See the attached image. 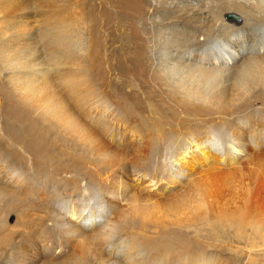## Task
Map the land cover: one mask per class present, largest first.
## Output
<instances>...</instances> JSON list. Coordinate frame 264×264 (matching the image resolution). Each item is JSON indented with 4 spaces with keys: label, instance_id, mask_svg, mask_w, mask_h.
Returning <instances> with one entry per match:
<instances>
[{
    "label": "bare ground",
    "instance_id": "6f19581e",
    "mask_svg": "<svg viewBox=\"0 0 264 264\" xmlns=\"http://www.w3.org/2000/svg\"><path fill=\"white\" fill-rule=\"evenodd\" d=\"M9 1L25 8L0 17V79L8 97L0 100V112L5 103L15 106L10 115L22 118L19 124L40 145L29 152L17 147L15 125L0 117V220L13 210L17 215L1 261L27 264L37 248L43 264H226L221 230L232 225L215 210L226 195L222 187L244 157L256 166L254 181H263L264 0H151L153 40L143 53L137 45L138 53L125 47L121 57L109 50L115 38L122 41L118 48L127 40L120 24L133 28L148 0H100L92 14L88 0H29L31 7ZM66 6L74 7L75 19ZM34 8L42 14H30ZM226 14L238 16L229 19L238 25L226 22ZM108 28L115 31L108 35ZM39 33L46 41L36 40ZM149 54L145 69L140 60H151ZM130 59L133 68L124 64ZM112 60L126 78L153 70L163 100L179 111L174 129L152 130L138 121L139 113L118 96L125 89L112 90ZM132 136L138 143L146 137V150L152 139L164 141L165 150L140 166L129 161ZM137 153L135 160L145 156ZM32 155L40 159L36 164ZM160 179L189 187L173 198L168 186L155 190ZM124 204L129 208L121 212ZM254 234L256 240H244L250 257L264 250V228ZM70 238L80 239L82 249L60 259L56 254L66 252ZM26 242L29 252L21 249Z\"/></svg>",
    "mask_w": 264,
    "mask_h": 264
},
{
    "label": "rangeland",
    "instance_id": "374dc122",
    "mask_svg": "<svg viewBox=\"0 0 264 264\" xmlns=\"http://www.w3.org/2000/svg\"><path fill=\"white\" fill-rule=\"evenodd\" d=\"M20 1H23V0H20ZM60 1V0H59ZM93 1V2H92ZM95 1V2H94ZM0 17L1 16H5L6 14H9V16L11 14H19V12L21 13L22 9L25 8V5H16L17 3H14L13 2H10L9 0H0ZM24 2H27V4L30 2L29 0L27 1H23V4ZM90 2V3H89ZM92 2V3H91ZM100 0H88L87 1V5L88 6V12H90L89 14H92V10H91V7L92 5L94 4H99L100 5ZM8 3V4H7ZM15 4L14 7H11V4ZM60 3V2H59ZM58 3V0H57V5H59ZM5 5V6H3ZM29 5V4H28ZM26 5V6H28ZM145 6L142 8V15L140 17H137L135 20H134V27L130 29L128 28H125V23L124 21L121 22L120 26L124 28V36H125V39H127L126 41H123L124 43V46L122 47H117L118 45L122 44L121 42H119L120 40H117L116 38L113 40L114 42V45L112 47V49H109L110 52L114 53V55L116 56H119L121 57V55L123 53H125V47L129 49L130 52H135V53H138L137 52V48L135 45L139 46L140 49L139 51H141V53L144 52V49H145V45L146 43H148L149 41H152L153 40V35H154V32L152 31L153 30V26L151 25V22L148 21L147 19L150 17V14H152L154 12V9H155V6L154 4L152 3L151 0H148L147 3L144 4ZM10 7V8H9ZM28 7H31L30 5ZM67 7V6H66ZM62 8V12H65L68 8V11L69 13L68 14H74V19L76 18L75 14V11H74V7L72 6H69L67 8ZM150 7V8H148ZM70 8V9H69ZM7 10V11H6ZM5 11V12H4ZM10 11V12H9ZM35 11V12H34ZM4 12V13H3ZM9 12V13H8ZM15 12V13H14ZM30 14H42L40 13V11L36 8L32 9L31 10V13ZM64 14V13H63ZM145 15V16H144ZM226 15H229V14H226ZM226 15L224 16V20L228 23H234L236 25H238L236 22H232V21H229V19H232V18H228L226 17ZM89 16V15H88ZM3 18V17H2ZM1 18V19H2ZM112 31V32H110ZM115 31V29H114ZM111 28H108L107 30V33L110 32L108 35L112 34L114 32ZM131 32V33H130ZM127 33V34H126ZM42 33H39V35L37 34V39H42V40H45L46 41V38H43L42 37ZM127 37V38H126ZM129 38V39H128ZM35 40V41H36ZM117 47L118 49H114V47ZM124 49V50H123ZM115 50V51H114ZM147 50H148V47H147ZM146 50V52H147ZM140 55V54H139ZM126 56V55H125ZM147 56H148V52H147ZM151 60L149 59V61L147 60H140V61H143V67L145 69H147L149 67V64H151V61H152V56L149 54ZM114 61H110L109 64L111 66V69H112V75L110 76L111 78V86H112V90L116 93L117 89L119 88H122V89H125L124 91V94H120L118 93L121 98L125 99L126 102H128L127 104H129V106L131 107L134 115L135 113H139V114H136L135 117L138 119L139 122L142 121V123H144V126L146 125V127L148 128H154L157 129V126H158V129H161L162 128V131H168V129L166 127H173V129L175 128V126L177 125L178 121L180 122L181 120V117L178 115L179 111H176L177 109L175 107H169V103L167 104L166 101L163 100L164 96L162 95L161 91L158 89V85H157V81L155 80V78H153V70L151 72H149L147 75H145L143 78L142 77H138V78H134V77H129V78H126V77H123L122 74H125L126 71H118V69L116 70L115 67H114ZM149 62V63H148ZM124 64H128V66L130 65V67L133 68V64L131 62V59L128 60L126 63L124 62ZM117 66H119L118 64H116ZM142 68V66H141ZM115 70V71H114ZM1 72V70H0ZM1 74V73H0ZM150 74V75H149ZM113 76V77H112ZM121 77V78H120ZM132 79V80H131ZM146 79V80H145ZM131 80V81H130ZM154 80V81H153ZM148 81V82H147ZM5 82H3L1 79H0V100L2 99H6L8 97L7 94H6V84H4ZM136 83V84H135ZM154 83V84H153ZM136 85V86H135ZM157 85V86H156ZM139 88H138V87ZM136 87V88H134ZM140 89H142L140 91ZM147 89V90H146ZM157 89V90H156ZM4 90V92H3ZM144 90V91H143ZM159 93V94H158ZM4 94V95H3ZM159 97V98H158ZM163 97V98H162ZM148 99V101H146ZM130 100V101H129ZM152 100V101H151ZM133 103V104H132ZM165 103V104H164ZM138 104H140V106H138ZM13 106V105H12ZM11 105H8V103H5V106H3L2 110H1V114H0V117H2L5 122H7L8 124H12L11 126H14L16 127V129L14 127H11L13 129V131L15 130L16 132L14 133V140L16 142V146L20 148L23 147V149H26V151H30L31 148L32 150L33 149H36L37 145L40 143H37V141L39 140L38 137L34 134V133H31L29 129H27L25 126L19 124L22 122L23 124V119L18 117V119L15 117V116H11L10 114L13 112L14 114V109H15V106L12 107ZM137 108V109H136ZM143 109V110H142ZM150 109V110H149ZM156 111V113L154 114V110ZM158 109V110H157ZM175 109V110H174ZM138 110V111H137ZM153 112V113H152ZM159 112V113H158ZM152 113V114H151ZM163 113V114H162ZM161 114V115H160ZM160 115V116H159ZM155 116H156V119H155ZM160 117V118H159ZM162 117V118H161ZM167 117V118H166ZM13 118V119H12ZM15 118V119H14ZM159 118V119H158ZM164 118V119H163ZM172 118V119H171ZM175 118V120H174ZM144 119V120H143ZM163 119V120H162ZM166 119L169 120V122L171 121V123H169ZM150 120H152V122H150ZM16 121V122H15ZM19 121V122H18ZM144 121V122H143ZM148 121V122H147ZM157 121V122H156ZM159 121V122H158ZM14 122V124L12 123ZM175 122V123H174ZM146 123V124H145ZM150 123V124H149ZM157 125H156V124ZM161 123V124H160ZM164 123V124H163ZM148 124V125H147ZM154 126H153V125ZM166 124H171V125H166ZM21 125V126H20ZM152 127H151V126ZM161 125L164 127H161ZM173 125V126H172ZM4 127V125H3ZM161 127V128H159ZM21 128V129H20ZM148 128V129H149ZM26 129V131H25ZM166 129V130H165ZM153 130V129H152ZM31 135V136H30ZM16 136V137H15ZM28 136V137H27ZM34 136V139L36 137V139L34 140L33 137ZM30 137V138H29ZM25 138V139H24ZM28 138V139H27ZM132 141L134 142H130V144H127L128 145V153H129V157L130 155H132V157L129 158V161H133L134 160V163H136V161L139 163V161H141L139 163V165L143 166V164L145 165V163L148 165V163H151V161L154 159L153 157H155L154 155H158L160 152V155H162V152H164L165 150V145L164 146H161L163 145L162 143L164 142H158L157 140L152 139V142H155V143H150L151 145V148H149L148 146V149L146 150L145 148L147 147V144L149 142V140L147 141V138L145 137L140 143L138 142H135V138L134 136L131 137ZM23 140H25V142L23 143ZM31 140V141H30ZM34 140V141H32ZM128 140V139H127ZM36 141V143H35ZM157 141V142H156ZM14 142V143H15ZM36 144H34V143ZM129 143V141H127ZM133 143V144H132ZM165 143V142H164ZM259 143V142H258ZM23 144V145H22ZM139 144V145H138ZM144 144V145H142ZM155 144V145H154ZM159 144V145H158ZM260 144V143H259ZM20 145V146H19ZM134 145H136L134 147ZM138 145V146H137ZM257 145V144H256ZM25 146V147H24ZM30 146V147H29ZM125 145H123V143L121 144V147H124ZM34 147V148H33ZM259 149H261V144L259 146H257ZM160 148V149H159ZM28 149V150H27ZM158 149L160 150V152L158 151ZM163 149V150H162ZM136 150V151H135ZM156 150V152L154 151ZM149 151H150V154H149ZM154 151V152H153ZM131 152V153H130ZM137 152H140V154H143L144 157H141V159L144 160V158L146 157L145 161L143 162V160L139 159V160H135L137 158V156H139V153ZM145 152V153H144ZM134 153L137 155L134 156ZM154 155H152V154ZM158 153V154H157ZM150 155V156H149ZM159 155V156H160ZM40 156V155H39ZM35 156L32 155V159L34 161V163L36 164L38 162V160L40 159H36L34 158ZM201 156L198 155V160H200ZM131 159V160H130ZM210 159V158H209ZM248 159L249 157H244L243 159H241V162L240 163V170L236 171V173L234 172V174H237L240 176V180H238V177L235 178L233 175V180L231 177H228V181L230 182H227L225 183V185H223V189H225L226 191V195L224 196V198L222 200H219L220 204L218 206H216L215 210L219 213H223L222 214V219L225 218L228 223H230L232 226H227L226 228L222 229L221 230V236L224 237L226 240V243H224V247L222 249H220V254L223 256V258H226V264H264V250L262 252H257V254H255L254 256L255 257H250L249 254H247V251L245 250L247 247H248V242L244 240H246L248 237L251 238V240L249 241H254V239L257 237L255 236V232L259 229H263L264 228V174L262 175V173H264V169L260 171L259 173V176L261 177V179L263 181L261 182H258L257 181H254V179H256L257 175L254 173V174H251L253 173L252 170H255L256 169V166L251 163L248 162ZM42 160V158H41ZM151 160V161H149ZM210 161H212L210 159ZM247 161V162H246ZM143 162V163H142ZM178 162V161H177ZM175 162V166H177L179 163ZM213 165L211 166H220L221 162L219 161V164H216L214 161H212ZM244 163V164H243ZM249 163V164H248ZM39 164H37L38 166ZM44 166V165H43ZM250 166H255L254 168L253 167H250ZM45 167V166H44ZM246 167V168H245ZM237 168V166L235 167V169ZM243 169V170H242ZM247 171V172H246ZM251 171V173H250ZM263 171V172H262ZM167 174V170L165 172V174L163 175H166ZM245 175L244 179H243V175ZM250 174H251V177H250ZM248 175V176H247ZM254 175V178L252 177ZM248 178V180H247ZM253 178V179H252ZM231 179V180H230ZM243 179V181H242ZM172 180H162L160 179V183L158 182V186L155 188V190L159 189V190H163L165 186H168L167 187V190L166 193L168 194H173V198L176 197V196H179L181 195V191L182 192H185L187 188V186L185 187L184 185H188L189 187V182L184 184L182 187H179L181 185V182H177V183H173V181L171 182ZM156 182V181H154ZM233 182V183H231ZM235 182V184H234ZM242 182H245V183H242ZM250 182H254V183H250ZM237 183V184H236ZM257 183V184H256ZM151 184V183H150ZM224 184V183H223ZM231 184V185H230ZM141 185V184H140ZM148 185V184H146ZM164 185V186H163ZM179 185V186H178ZM263 185V186H261ZM154 185H149L148 188H153ZM253 187H254V191H253ZM144 192V195L147 196L150 194V189H148ZM175 189L174 192H171L169 191V189ZM181 188V189H180ZM252 188V189H251ZM179 189V190H178ZM236 189V190H235ZM239 189V190H238ZM245 189V190H244ZM237 190L239 191V193L237 192ZM246 190H249L252 191L250 194V192L248 193ZM179 191V193H178ZM234 191V193H233ZM259 191V192H258ZM263 192V193H262ZM175 193V194H174ZM178 195H177V194ZM228 193V195H227ZM237 193V194H236ZM246 193V194H245ZM257 193V194H256ZM147 194V195H146ZM152 194V193H151ZM166 196V194H163L162 196L164 198H169L168 195ZM261 196H260V195ZM231 195V196H230ZM233 195V196H232ZM239 195V196H238ZM242 195V197H241ZM257 195V196H256ZM151 196V195H150ZM161 196V197H162ZM235 196H236V199H235ZM238 196V197H237ZM248 196V197H247ZM251 196V197H250ZM260 196V197H259ZM263 196V197H262ZM160 197V196H159ZM172 198V196H170ZM226 197V198H225ZM241 197V198H240ZM257 199H256V198ZM247 198V200H246ZM249 199H252V200H249ZM236 200V202H235ZM224 201V202H223ZM232 203H231V202ZM248 202V203H247ZM238 203V204H237ZM233 204V205H232ZM252 204V205H251ZM236 205L238 207H236ZM247 205V206H246ZM224 206V207H223ZM124 207V208H123ZM236 207V208H235ZM122 210L121 212L124 210H127L129 207H127L125 204L122 205L120 207ZM13 209H17L13 207ZM229 209V210H228ZM226 213V214H225ZM228 214V215H227ZM243 215V216H242ZM16 213L15 211L13 210V212H11L10 214H8L5 219L2 218L0 220V254L1 253H7L8 251V244L11 242V237H12V232H15L14 230H16ZM232 216V218H231ZM8 218V219H7ZM223 219V220H225ZM8 220L7 222H3V221H6ZM225 220V221H226ZM236 220V221H235ZM257 220V221H256ZM33 221L34 222H37V223H40L42 222L43 220H39L37 221L36 217H33ZM224 221V223H225ZM239 222V223H237ZM242 222V223H241ZM1 223H6L5 225H7L6 227L8 228L6 231H8L9 233L7 234L6 231H2L3 230V224L1 225ZM234 223V224H233ZM237 223V224H236ZM241 223V224H240ZM78 224H81L82 227L86 228L87 229V224H84L82 223V220L80 219L78 221ZM99 225V220H97V225L95 226H98ZM235 225V226H234ZM94 226V225H93ZM12 227V228H11ZM261 227V228H260ZM228 228V229H227ZM245 229V230H244ZM38 230V229H37ZM229 232H228V231ZM39 231V230H38ZM252 231V232H251ZM5 232V233H4ZM40 232V231H39ZM246 232V233H245ZM242 235L241 237H238L236 235ZM246 234V235H245ZM5 235V236H4ZM231 236V237H230ZM2 238V239H1ZM74 238V237H72ZM70 238V240L67 242L68 244V247L66 249V252H63L62 254H56L57 257H59L60 259H66L70 256V254L72 255V252H77V249L78 251L80 249H82V244L83 243L80 239H72ZM255 239V240H256ZM7 240V241H6ZM76 240V241H74ZM78 240V241H77ZM80 240V241H79ZM229 240V242L227 241ZM235 240V241H234ZM74 241V242H73ZM78 242V243H77ZM80 242V244H79ZM228 242V243H227ZM247 242V243H246ZM260 242V241H259ZM246 243V244H245ZM229 244V245H227ZM6 245V246H5ZM76 245V246H75ZM257 245L258 247H256V249L259 248V246H261V243H258L257 242ZM24 246V247H23ZM21 247L22 251H31V250H28V242H26L24 245ZM229 246V247H228ZM237 247L235 249H233L232 247ZM242 246H245V247H242ZM80 247V249H79ZM232 249H231V248ZM26 248V249H25ZM230 248V249H229ZM5 249V250H4ZM37 248H35V250L31 251V252H26L28 253L27 257H26V262L27 264H30V262L32 261L35 262L38 260L37 264H43L42 263V258L41 259H38L39 257L37 256L39 251L40 250H36ZM75 251H74V250ZM238 251V253H235V252H231L232 250H236ZM36 251V252H35ZM218 252V253H219ZM37 253V254H36ZM70 253V254H69ZM240 254V255H238ZM23 255V253H22ZM49 256H54L55 254H48ZM68 257H67V256ZM242 255V256H241ZM248 255V256H247ZM5 256V255H4ZM246 256V257H245ZM4 258V257H3ZM29 259V260H28ZM228 259V260H227ZM8 260V259H6ZM46 260V259H45ZM1 261V259H0ZM9 264V262H5L4 260L0 262V264Z\"/></svg>",
    "mask_w": 264,
    "mask_h": 264
},
{
    "label": "water",
    "instance_id": "95a60500",
    "mask_svg": "<svg viewBox=\"0 0 264 264\" xmlns=\"http://www.w3.org/2000/svg\"><path fill=\"white\" fill-rule=\"evenodd\" d=\"M226 17H228V18H235V19H238V16H236V15H226Z\"/></svg>",
    "mask_w": 264,
    "mask_h": 264
}]
</instances>
